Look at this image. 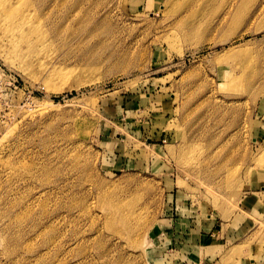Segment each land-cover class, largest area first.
Segmentation results:
<instances>
[{"label": "rangeland", "instance_id": "1", "mask_svg": "<svg viewBox=\"0 0 264 264\" xmlns=\"http://www.w3.org/2000/svg\"><path fill=\"white\" fill-rule=\"evenodd\" d=\"M13 3L0 264H264V0Z\"/></svg>", "mask_w": 264, "mask_h": 264}, {"label": "bare ground", "instance_id": "2", "mask_svg": "<svg viewBox=\"0 0 264 264\" xmlns=\"http://www.w3.org/2000/svg\"><path fill=\"white\" fill-rule=\"evenodd\" d=\"M13 4H14L13 0H0V18H2V20H6L8 22V26H6V28H4L5 30L3 29L4 30L3 31L1 29L0 31H3V33L4 32L5 33L10 32L11 33V34H9L10 36H8L9 37V44L11 46L10 48L12 51L18 52L19 49L16 47L15 42L30 40L32 37V32H34V29L32 27H30L31 26L30 20L27 19V17L25 16V13H24L25 10L16 9L18 7V6H16L17 2L15 4V6ZM6 29H9V30L7 31ZM16 37L19 40L15 41ZM232 79L234 80L235 78H232ZM230 84L227 86H231ZM261 157H263V155H261ZM123 207L124 206H122L121 203L119 205L117 203H115V204L111 203L110 204V209L113 210V212L116 216H119L121 218V222H122L123 226H127V221L132 217V212L123 213L122 212Z\"/></svg>", "mask_w": 264, "mask_h": 264}, {"label": "crops", "instance_id": "3", "mask_svg": "<svg viewBox=\"0 0 264 264\" xmlns=\"http://www.w3.org/2000/svg\"><path fill=\"white\" fill-rule=\"evenodd\" d=\"M143 132H144V131H143ZM135 135H136V136H138V135H139V130H137V131H136Z\"/></svg>", "mask_w": 264, "mask_h": 264}]
</instances>
